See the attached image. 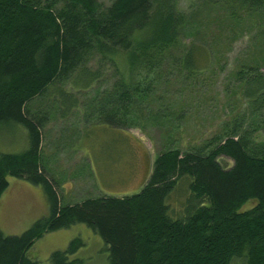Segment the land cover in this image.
I'll list each match as a JSON object with an SVG mask.
<instances>
[{
	"label": "trees",
	"instance_id": "1",
	"mask_svg": "<svg viewBox=\"0 0 264 264\" xmlns=\"http://www.w3.org/2000/svg\"><path fill=\"white\" fill-rule=\"evenodd\" d=\"M104 1L0 0V127H21L29 141L23 152L0 154V198L9 179L20 180L43 191L48 209L20 235L0 230V264H41L28 256L35 242L76 225L102 239L108 264H264V147L240 128L193 151L158 155L137 194L61 205L40 164L48 114H33L29 105L70 79L74 88L87 89L110 72L112 83L88 102V111L109 129L128 126L152 94V80H141L138 72L160 73L163 57L186 41L198 16L193 0L187 11L180 9L185 0ZM223 3L230 21L241 20L237 9L243 16L264 9V0ZM207 56L189 46L176 62L192 71ZM236 78L243 97L261 108L264 73L246 67ZM58 96L68 104L65 117L74 105L71 96ZM180 182L187 198L175 211L168 200ZM80 246L76 241L52 252L48 264H80L70 259Z\"/></svg>",
	"mask_w": 264,
	"mask_h": 264
},
{
	"label": "rangeland",
	"instance_id": "2",
	"mask_svg": "<svg viewBox=\"0 0 264 264\" xmlns=\"http://www.w3.org/2000/svg\"><path fill=\"white\" fill-rule=\"evenodd\" d=\"M223 1L193 0L192 12L198 16L186 41L171 49L167 59L163 57L160 73L138 72L141 80H152V94L147 96L138 119L128 126L109 129L88 111V102L103 96L100 94L112 83L110 72L101 73V78L87 89L74 88L70 79L29 105L33 114L45 110L48 114L42 129L40 164L55 184L61 205L137 194L158 155L173 149L181 154L193 151L234 127L241 129L238 133L249 134L254 145L264 147V127L260 122L264 102H260L261 108L259 104L252 106L243 97L236 78L238 71L246 67L264 73V9L245 16L237 9L241 20L230 21L229 12L222 8ZM208 2L214 3L206 7ZM190 3L185 0L180 9L187 11ZM189 46L209 56L200 59L197 70H181L176 62ZM59 93L71 96L69 101L74 105L65 117L61 112L68 104L61 103ZM28 145L23 128L0 127V154L23 152ZM221 162L227 164L228 160L222 158ZM9 182L0 198V230L6 236H17L46 216L48 209L42 190L20 180ZM181 182L168 200L175 211L187 198ZM252 204H245L242 211ZM76 241L81 246L70 259H78L80 264H108L102 239L83 225L46 233L28 256L48 264L52 252L66 250Z\"/></svg>",
	"mask_w": 264,
	"mask_h": 264
},
{
	"label": "crops",
	"instance_id": "3",
	"mask_svg": "<svg viewBox=\"0 0 264 264\" xmlns=\"http://www.w3.org/2000/svg\"><path fill=\"white\" fill-rule=\"evenodd\" d=\"M46 204V203H45ZM47 206V205H46Z\"/></svg>",
	"mask_w": 264,
	"mask_h": 264
}]
</instances>
